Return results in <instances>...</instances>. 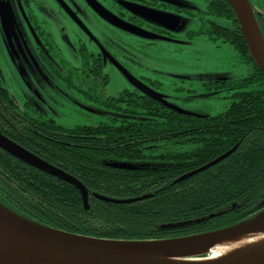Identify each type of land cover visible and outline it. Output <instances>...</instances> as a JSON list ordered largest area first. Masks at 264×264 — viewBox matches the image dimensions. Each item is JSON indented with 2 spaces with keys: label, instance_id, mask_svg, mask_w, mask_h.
I'll use <instances>...</instances> for the list:
<instances>
[{
  "label": "trees",
  "instance_id": "16d2710c",
  "mask_svg": "<svg viewBox=\"0 0 264 264\" xmlns=\"http://www.w3.org/2000/svg\"><path fill=\"white\" fill-rule=\"evenodd\" d=\"M201 1L210 20L200 17L188 39L205 35L226 44L246 68L242 76L212 87L232 86L225 90L231 91L229 105L201 120L147 100L145 105H131L127 110L139 119L122 117L67 128L65 144L45 139L30 144L36 155L86 187L87 210L74 186L0 149L3 205L37 223L70 233L129 240L216 230L264 208V203L258 206L264 199V74L250 56L226 0ZM252 6L264 36V12ZM235 145L220 162L174 183ZM106 162H125L132 168L111 167ZM94 193L116 199L151 195L113 203L96 198ZM226 209L229 211L199 223L165 226Z\"/></svg>",
  "mask_w": 264,
  "mask_h": 264
},
{
  "label": "flooded vegetation",
  "instance_id": "af4514ba",
  "mask_svg": "<svg viewBox=\"0 0 264 264\" xmlns=\"http://www.w3.org/2000/svg\"><path fill=\"white\" fill-rule=\"evenodd\" d=\"M179 5L158 0H0V133L35 154L30 144L42 139L65 144L68 134L64 130L84 125L78 123L81 120L97 124L122 117L139 119L127 111L131 105H145L147 100L158 104V100L133 83L160 92L172 102L162 90L163 82L149 76L154 70L138 60L158 39L139 34L147 31L180 40V33L188 37L192 32L189 24L195 20L199 24L200 17L210 20L196 0H181ZM149 10L177 14L186 24L177 25L182 27L178 32L168 30L158 25V15ZM154 16L156 22L150 21ZM112 74L125 83L117 96L106 93ZM200 78L174 77L179 83L173 89L187 93L184 100L191 101L231 89L212 87L234 80L231 75ZM195 82L202 92L196 93ZM71 110L78 113L68 117ZM190 112L201 120L220 113Z\"/></svg>",
  "mask_w": 264,
  "mask_h": 264
},
{
  "label": "water",
  "instance_id": "95a60500",
  "mask_svg": "<svg viewBox=\"0 0 264 264\" xmlns=\"http://www.w3.org/2000/svg\"><path fill=\"white\" fill-rule=\"evenodd\" d=\"M166 1L173 3L172 0ZM226 2L235 15L250 56L264 74V36L261 33L250 0H226ZM149 11L155 12L154 10ZM152 12H150L151 15H158V25L168 30L178 32L184 27L185 21L179 15L163 10ZM154 19L157 20V17L149 18L150 21L156 22ZM177 25L182 27L176 28ZM125 29H128V27H125ZM139 35L148 39L179 44L187 43L159 34L156 36L147 31ZM123 74L125 77L129 76L127 72H123ZM133 84L144 94L158 100L164 106L179 113L194 115L190 111L169 102L164 94L154 92L140 83ZM236 147L237 145L206 164L184 173L174 183L185 180L220 162L229 156ZM0 149L32 167L71 184L79 191L84 210L89 208L87 189L76 177L50 164L1 133ZM105 164L116 168H132L131 164L125 162H106ZM94 196L113 203H129L141 198L116 199L96 193H94ZM263 203L264 199L258 206ZM227 211L229 209L204 218L165 226L195 224ZM254 234H264V209L233 225L216 230L164 239L129 240L91 237L49 227L14 212L0 202V264H264V249L236 261L218 263L189 262L194 259L210 257L212 247L221 242L233 241ZM160 259L177 261H162Z\"/></svg>",
  "mask_w": 264,
  "mask_h": 264
},
{
  "label": "rangeland",
  "instance_id": "374dc122",
  "mask_svg": "<svg viewBox=\"0 0 264 264\" xmlns=\"http://www.w3.org/2000/svg\"><path fill=\"white\" fill-rule=\"evenodd\" d=\"M158 1L180 6L179 1L181 0H172L173 3L166 0ZM250 1L258 10L264 12V0ZM199 3L204 6V3ZM196 28L197 23L195 20L189 24V29L194 30ZM179 38H181L180 40H189L187 35L183 33L179 34ZM138 60L142 62L143 66L154 70L149 76L158 77L163 82L164 88L162 90L170 94L173 103L184 110H197L206 114H215L223 110L230 102L229 94H231V91L223 90L215 96L187 101L184 100L187 93L177 92L173 89L174 83H179L173 78L195 77V80H201V76L208 78L215 75H231L235 78L242 76L246 72L245 66L240 63L232 48L226 44L208 40L203 35L195 36L194 39L190 40V43L186 44L158 40L157 45L147 50L145 55L139 56ZM124 85L125 83L120 76L117 74L109 75L106 93L111 96H117ZM193 88L197 90L196 93H200L203 90L197 82L193 84ZM77 113L71 110L66 115L70 117L72 114L75 115ZM78 123L94 124L89 119L87 121L81 120ZM66 124L70 125L71 121H66Z\"/></svg>",
  "mask_w": 264,
  "mask_h": 264
},
{
  "label": "bare ground",
  "instance_id": "6f19581e",
  "mask_svg": "<svg viewBox=\"0 0 264 264\" xmlns=\"http://www.w3.org/2000/svg\"><path fill=\"white\" fill-rule=\"evenodd\" d=\"M264 249V234H254L236 240L224 241L212 247L208 258L194 259L190 263H218L223 261H236ZM162 261L176 262L173 259H160Z\"/></svg>",
  "mask_w": 264,
  "mask_h": 264
}]
</instances>
